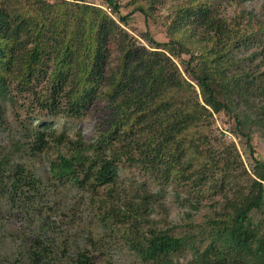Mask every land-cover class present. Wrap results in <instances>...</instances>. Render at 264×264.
I'll return each mask as SVG.
<instances>
[{
  "label": "trees",
  "instance_id": "16d2710c",
  "mask_svg": "<svg viewBox=\"0 0 264 264\" xmlns=\"http://www.w3.org/2000/svg\"><path fill=\"white\" fill-rule=\"evenodd\" d=\"M93 1L104 7L0 0V126L11 106L24 138L0 158V244L7 225L19 232L0 264H113L108 234L89 229L75 248L52 239L49 211L37 205L67 186L91 194L105 232L126 228L123 240L145 264H175L185 251L186 264H264V157L253 142L264 133V23L255 24L253 14L246 25L243 13L224 14L256 0H180L168 40L147 31L149 47L127 28L137 12L150 27L163 0H131L127 14L122 0ZM100 99L106 107L93 139L58 132L45 120H83ZM35 110L42 122L22 120ZM228 133L243 142L250 169ZM55 149L44 180L26 158ZM127 166L158 190L148 182L127 185L120 175ZM208 184L220 200L200 223L187 213L185 225L149 226L172 190L179 200L185 190L184 203L198 210L194 194ZM36 218L38 228H23Z\"/></svg>",
  "mask_w": 264,
  "mask_h": 264
},
{
  "label": "rangeland",
  "instance_id": "374dc122",
  "mask_svg": "<svg viewBox=\"0 0 264 264\" xmlns=\"http://www.w3.org/2000/svg\"><path fill=\"white\" fill-rule=\"evenodd\" d=\"M54 1V0H50ZM186 1V0H185ZM180 0H163L164 5L161 9L155 12L153 22H151L150 27H147L146 20L140 12L131 15L130 25L127 30L132 36L137 38L140 43L144 46H148L144 35L147 31H150V35L154 36L159 41L168 40L167 36V27L170 22L171 11L175 5L179 4ZM90 5H95L98 7H104L101 1L88 0L87 2ZM124 5L123 13H131L135 7V3H131V0H122ZM131 3V4H130ZM243 13L245 18L240 19V23L245 25L247 24L249 14H253L254 23L257 21H263L264 23V0H256L252 2H247L240 6L232 7L227 6L224 9V14L230 18H235L237 14ZM149 47V46H148ZM106 107V101L100 99L96 106L93 108L91 113L87 118L83 120H73L66 119L62 117L55 118H46L45 120L50 123L58 132L63 130L67 132L71 137L75 138V134L78 131H82L87 140L93 139L96 137L95 125L97 119L101 116L102 110ZM38 112L33 113V117L23 118L22 120L39 124L42 120L39 116H36ZM7 124L0 126V158L3 155L13 154L15 151V146L17 144H23V128L21 127V122H19L15 116L14 108L9 106L7 108ZM30 123V122H29ZM219 130L221 128V122H217ZM227 139L232 140L236 143L242 158L245 162V165L250 169L248 153L243 145V142L233 137L232 134H227ZM214 139H221L219 132ZM19 142V143H18ZM253 142L255 144L256 150L258 153L264 157V133L256 132L253 136ZM22 147L21 149H23ZM25 150V149H24ZM58 149L50 151L45 155L38 156L37 158L27 159L26 162L28 165L34 168L39 176L44 180L48 178V167L49 160L55 159L58 156ZM20 153V152H19ZM26 154L23 151V156L26 157ZM19 157V155L17 156ZM121 179L126 180V184H130L131 181H137L138 183L148 182V184L154 189L158 190V185L153 184V181L148 180V177L140 174L139 170L136 168H127L120 173ZM124 180V181H125ZM169 192V190H168ZM197 192L194 194V197L200 201L198 210L193 209L188 203H184V199L190 196L185 190H182L180 200L176 198L175 192L172 190L168 198L163 200L165 208L155 205L154 210L151 213V227H161L166 228L167 225H185L190 220L187 217V213L190 214L192 222L200 223L205 215L211 211V207L214 203H217L220 200L218 193L214 192L213 185L208 184L205 187V191L202 192L199 196ZM98 203L95 201V204L92 202V197L90 193H85L81 190H78L74 187L67 186L66 188H61L57 192L56 196L54 195L51 198L45 199L43 202H40L37 206L38 208L43 209V214L45 215L48 212L50 219L52 221V239L57 242L66 241L70 243V246L75 248L78 244H82L85 240L87 231L92 229L96 237L102 234H108V246L107 251L108 255L114 256L113 264H145L143 263L137 255L131 251L123 240L125 233L124 227L116 228L117 226H112L113 229H116L115 232H105L102 226L99 224L97 219V213L99 212ZM49 207L52 209L50 210ZM37 208V210H38ZM32 210V207H28ZM4 210H7V207H4ZM36 211V210H33ZM41 219L36 218L35 221H25L23 223V228L28 229L31 227V223H35V229L38 228V224ZM120 225V224H119ZM19 227V226H18ZM34 229V227H32ZM181 229L185 230L186 227ZM14 223L7 225L5 230V236L0 244V252H10L14 249L17 242L15 239L19 232H17ZM110 253V254H109ZM191 258V252L185 251L174 257L175 264H186Z\"/></svg>",
  "mask_w": 264,
  "mask_h": 264
}]
</instances>
